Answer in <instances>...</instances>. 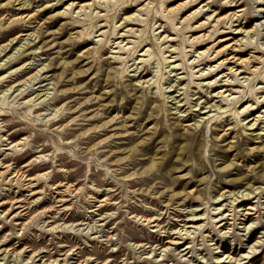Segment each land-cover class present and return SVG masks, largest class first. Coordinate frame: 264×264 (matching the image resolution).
I'll list each match as a JSON object with an SVG mask.
<instances>
[{
    "label": "rangeland",
    "instance_id": "obj_1",
    "mask_svg": "<svg viewBox=\"0 0 264 264\" xmlns=\"http://www.w3.org/2000/svg\"><path fill=\"white\" fill-rule=\"evenodd\" d=\"M101 1L0 0V264H264V0Z\"/></svg>",
    "mask_w": 264,
    "mask_h": 264
},
{
    "label": "bare ground",
    "instance_id": "obj_2",
    "mask_svg": "<svg viewBox=\"0 0 264 264\" xmlns=\"http://www.w3.org/2000/svg\"><path fill=\"white\" fill-rule=\"evenodd\" d=\"M15 1V0H14ZM105 1H108V0H102L101 2H105ZM26 5V4H25ZM25 5H23L22 4V6H25ZM129 9V8H128ZM96 18L98 17V16H95ZM234 22V21H233ZM193 26V25H192ZM128 32H131V30H128ZM123 36V35H122ZM201 38H204V35H201ZM167 39V38H166ZM139 46H137V47H135V49H137ZM1 51H3L2 49H0ZM134 52H136V50L134 51ZM200 55H201V53H200ZM140 56H144V54H142V55H140ZM227 58V57H226ZM225 59V58H224ZM231 59V58H230ZM226 60H229V59H225V61ZM238 60V59H237ZM230 61V60H229ZM239 61V60H238ZM187 63V62H186ZM169 64V63H168ZM169 67V66H168ZM228 68V67H227ZM201 71V70H200ZM229 71H230V69H229ZM236 72V71H235ZM235 74V73H234ZM206 75V74H205ZM214 75V74H213ZM15 76V75H14ZM7 78H9V77H7ZM221 80V79H220ZM221 82V81H220ZM4 83H6V80H0V86H2ZM29 95V93L27 92V93H24V94H22V93H20L18 96H22L20 99H22V98H24L25 96H28ZM43 100V99H42ZM29 106V108L31 109V108H33V111H32V113H34V112H36L38 109H39V107H35L36 106V104H35V102H32L31 104H29L28 105ZM238 114V112H236V111H234L233 113H232V115L233 116H236ZM2 116H5V114L4 113H1V111H0V117H2ZM65 117V116H64ZM62 119L63 118H61V119H58L57 121H56V123H59V122H61L62 121ZM238 120V119H237ZM24 166H27V164L26 165H24ZM2 170L3 171H1L0 172V177L2 176V177H4L3 179H5L6 177L5 176H7V175H11V178H16L15 179V183L16 182H19L24 176V174H23V172H21L20 170H15V169H13V168H9V167H3L2 168ZM5 175V176H4ZM9 181H11V180H9ZM13 181V180H12ZM33 181V180H32ZM65 185H66V183H65ZM21 186H22V184H21ZM31 182H29L28 183V187H30L31 188ZM64 190H65V188H64ZM73 192V191H72ZM71 193V192H70ZM244 196H248L247 194H244V195H242L241 194V197H244ZM235 200V199H234ZM243 201H240L239 203H242ZM238 203V204H239ZM243 204V203H242ZM217 210V209H216ZM219 210V209H218ZM247 210H251V209H247ZM245 211V210H242V212L240 213V212H237V214H235V213H233V218L232 219H228V216H230V215H227V214H223V212H220V211H218L217 213H214L213 215L215 216H217V215H219V218H218V221H213V222H218L219 223V226L218 227H221L222 229H224L225 228V226H229L230 225V223L228 222V220H233L235 217L236 218H241V220L242 221H246V220H248L249 219V217L252 215V214H250V212L249 211ZM233 211V210H232ZM231 211V212H232ZM228 212H230V210H228ZM138 220L139 221H141L142 223H145L146 222V226H150L151 228H157L158 229V231L159 230H162L163 229V227H161L160 226V223H161V218H159V217H156V218H154V219H152V217H150V218H142V217H139L138 218ZM198 220H201V219H197V217L196 218H192L191 219V221L192 222H196V221H198ZM187 228H189V227H187ZM226 229V228H225ZM246 229H248V227H246ZM185 232V231H184ZM220 232V231H219ZM224 234V233H223ZM178 235L179 236H177L176 237V239H177V241H175V242H172V243H170L171 245H174L175 247H177V246H180L181 244H183V242L185 241V240H188L189 239V235H190V233L189 232H185V233H182V234H180V233H178ZM183 237V238H182ZM175 239V240H176ZM159 240V239H158ZM141 247H143V245L142 244H139L138 245V249L139 248H141ZM190 248V246L189 245H186V247H184V251L185 250H187V249H189ZM158 249V248H157ZM250 250H252V248H249ZM188 252V251H187ZM250 253L249 252H247V254H246V257H244V259L245 258H248V256L247 255H249ZM229 257V256H228ZM227 257V258H228ZM225 259H226V257H225ZM228 262V261H227Z\"/></svg>",
    "mask_w": 264,
    "mask_h": 264
}]
</instances>
